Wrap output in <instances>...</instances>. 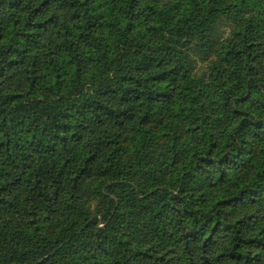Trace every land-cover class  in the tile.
<instances>
[{
  "label": "trees",
  "instance_id": "16d2710c",
  "mask_svg": "<svg viewBox=\"0 0 264 264\" xmlns=\"http://www.w3.org/2000/svg\"><path fill=\"white\" fill-rule=\"evenodd\" d=\"M0 264H264V0H0Z\"/></svg>",
  "mask_w": 264,
  "mask_h": 264
},
{
  "label": "rangeland",
  "instance_id": "374dc122",
  "mask_svg": "<svg viewBox=\"0 0 264 264\" xmlns=\"http://www.w3.org/2000/svg\"><path fill=\"white\" fill-rule=\"evenodd\" d=\"M222 28H223V30L225 31V34H227V33L230 31V29H231L229 25H223ZM197 70H198L199 72H202L203 70H205V64L199 62V63H198V66H197Z\"/></svg>",
  "mask_w": 264,
  "mask_h": 264
}]
</instances>
